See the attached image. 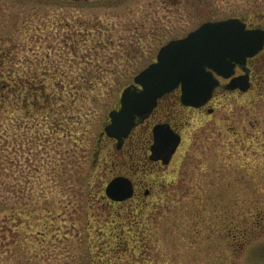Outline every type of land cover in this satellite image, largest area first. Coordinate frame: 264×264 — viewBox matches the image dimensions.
I'll use <instances>...</instances> for the list:
<instances>
[{
	"label": "rangeland",
	"instance_id": "374dc122",
	"mask_svg": "<svg viewBox=\"0 0 264 264\" xmlns=\"http://www.w3.org/2000/svg\"><path fill=\"white\" fill-rule=\"evenodd\" d=\"M228 18L263 27L264 0H0V76L38 75L50 99L23 109L30 89L7 90L0 108V264H264V65L254 90L183 114L174 185L146 212L120 215L105 198L117 166L95 165L159 50Z\"/></svg>",
	"mask_w": 264,
	"mask_h": 264
},
{
	"label": "water",
	"instance_id": "95a60500",
	"mask_svg": "<svg viewBox=\"0 0 264 264\" xmlns=\"http://www.w3.org/2000/svg\"><path fill=\"white\" fill-rule=\"evenodd\" d=\"M263 48L264 30L248 29L240 18L205 22L187 36L170 41L160 49L156 62L141 71L134 78V84L124 89L120 108L109 113L106 134L120 144L137 126L138 119L144 121L148 118L159 99L180 86L186 106H203L219 86L214 72L231 79L228 89L248 91L247 75L233 77L235 67H244L247 59ZM162 129L168 133L165 142L160 137ZM154 136L152 158L167 163L181 137L169 125L157 126ZM127 182L123 177L113 179L106 188L107 197L117 202L130 198L132 187Z\"/></svg>",
	"mask_w": 264,
	"mask_h": 264
},
{
	"label": "flooded vegetation",
	"instance_id": "af4514ba",
	"mask_svg": "<svg viewBox=\"0 0 264 264\" xmlns=\"http://www.w3.org/2000/svg\"><path fill=\"white\" fill-rule=\"evenodd\" d=\"M247 28H261L264 30V26H254L249 23L247 24ZM261 65H264V48L255 56L248 58L244 67L236 65L233 77L244 75L248 77L250 88L246 92H242L240 89H228L231 79H225L213 71L215 77L219 80V86L214 90L212 98L199 108L186 106L183 103L181 86L167 93L159 99L157 106L148 118L144 121L138 119L137 126L127 137L123 138L120 144L117 139L109 137L105 132V126L110 123L109 120L104 126V129L100 132L96 142V147L94 149V156L96 159L95 165H97V167L103 166V154L108 153L109 159L114 160L112 166H117L116 170L118 169L119 171L117 173H112L111 181L117 177H123L132 187L131 197L121 202L110 200L106 195L105 189V198L114 206L121 209L120 215L123 214L124 210L125 212L132 210L135 214H138L139 211L142 213L146 212L154 206V199L158 197L161 198L164 195L168 185H174L175 175L178 172L176 167L178 165L179 154L186 142V136L183 134L185 126L182 124L183 114L186 113L188 115L189 112H199L200 114L207 112L211 114L214 111L212 107L214 100L220 93L226 95L229 93L241 94L254 90L260 79L258 71ZM159 125H169L171 129L181 137L180 144L167 163L162 159L156 160L152 158V148L155 145L154 129ZM263 145L264 144L261 146ZM109 147H111V150L107 152ZM156 205L158 204L156 203ZM126 206L128 207L126 208ZM112 221L114 224L116 223V220ZM136 224L139 225V222ZM126 225V221L120 223V232L118 235H123L125 233ZM100 230L103 237L108 235L107 232L104 231L106 230L105 228L104 230L103 228ZM114 235L119 237L115 233L112 234V236ZM117 247H120V245ZM117 249L120 248H113L112 251L116 252ZM127 250L128 248H126L125 251Z\"/></svg>",
	"mask_w": 264,
	"mask_h": 264
},
{
	"label": "trees",
	"instance_id": "16d2710c",
	"mask_svg": "<svg viewBox=\"0 0 264 264\" xmlns=\"http://www.w3.org/2000/svg\"><path fill=\"white\" fill-rule=\"evenodd\" d=\"M6 56L7 55H5L3 57V59L7 58ZM1 72L3 73L4 71L2 70ZM6 72H7V74H5L4 76H0V90H1L0 91V108L4 107V104L6 102L5 92L7 90L8 91L12 90L13 95H18L23 90H24V94H25V91H27V89L28 90L30 89V93H31L30 97L27 96V94L24 95L23 97L22 96L20 97L21 102L24 105L23 109H26L29 106L34 107V108L35 107L38 108V104H41L42 100H44L46 103L50 102V99L48 98L49 96H47V92H46V84L43 82L44 84L42 83L41 86H37V84H35L33 82V81H37V79L39 78L38 75L34 76L32 80H27L26 78H23V77L22 78H20V77L19 78H16V77L10 78V76H9L10 70H8ZM29 98H32V100L30 102H29ZM45 109L46 108H43V107L41 108V110H45ZM48 118H50V117L47 116L45 121H49ZM55 119H54V121H55ZM45 200H47V198H45Z\"/></svg>",
	"mask_w": 264,
	"mask_h": 264
},
{
	"label": "snow or ice",
	"instance_id": "6c2138e0",
	"mask_svg": "<svg viewBox=\"0 0 264 264\" xmlns=\"http://www.w3.org/2000/svg\"><path fill=\"white\" fill-rule=\"evenodd\" d=\"M160 137H161V141L165 142L167 140V137H168L167 131L162 129L160 131Z\"/></svg>",
	"mask_w": 264,
	"mask_h": 264
}]
</instances>
